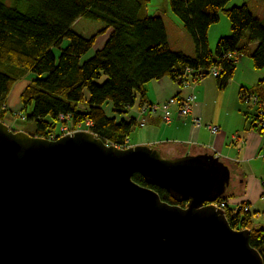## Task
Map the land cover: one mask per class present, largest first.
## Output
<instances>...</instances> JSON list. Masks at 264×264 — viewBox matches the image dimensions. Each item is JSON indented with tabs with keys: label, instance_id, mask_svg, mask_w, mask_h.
I'll return each instance as SVG.
<instances>
[{
	"label": "water",
	"instance_id": "water-1",
	"mask_svg": "<svg viewBox=\"0 0 264 264\" xmlns=\"http://www.w3.org/2000/svg\"><path fill=\"white\" fill-rule=\"evenodd\" d=\"M229 182L212 153L164 157L88 129L51 139L0 120V264H263L249 229L213 204Z\"/></svg>",
	"mask_w": 264,
	"mask_h": 264
},
{
	"label": "trees",
	"instance_id": "trees-1",
	"mask_svg": "<svg viewBox=\"0 0 264 264\" xmlns=\"http://www.w3.org/2000/svg\"><path fill=\"white\" fill-rule=\"evenodd\" d=\"M147 1L12 0L8 5L0 0V120L12 114L5 102L13 84L33 74L20 93L19 112L12 111L34 123L32 134L56 138L62 122L72 130L84 125L106 142L124 146L136 120L107 115L105 103L110 102L113 113L124 114L137 95L144 96L147 82L167 76L182 85L187 70L203 78L212 67L218 70L213 76L217 88L224 89L236 67L230 53L248 55L253 67L263 71L250 91L264 99V18L255 17L246 4L225 8L229 0H167L192 38L194 53L189 55L170 49L163 19L145 12ZM220 10L229 19L231 33L219 37L211 50L208 28L219 19ZM106 33L103 46L82 60L96 38ZM65 38L68 44L61 47ZM251 43H256L253 49ZM54 47L60 48L58 56ZM132 179L153 189L161 200L177 203L141 174L135 172ZM225 216L231 228L249 229V243L264 264V226H252L250 211L233 212L227 206Z\"/></svg>",
	"mask_w": 264,
	"mask_h": 264
},
{
	"label": "crops",
	"instance_id": "crops-1",
	"mask_svg": "<svg viewBox=\"0 0 264 264\" xmlns=\"http://www.w3.org/2000/svg\"><path fill=\"white\" fill-rule=\"evenodd\" d=\"M254 16L263 19L264 13L261 17ZM255 44L251 43L250 48L253 49ZM242 56L236 61L233 75L224 89L217 88L212 75L183 86L167 76L147 82L144 96L140 98L138 95L137 104L129 109L132 112L129 117H133L137 124L126 145L146 144L171 157L214 154L230 170V182L224 194L229 207L244 204L252 215L258 216L264 214V157L260 156L263 135L259 130L248 127L239 89L255 90L263 71L253 67L250 57L243 60ZM24 85L25 81L17 88ZM260 89L264 97V84ZM11 92L6 98V106L10 111H19L20 108L15 109V100L16 104L10 106ZM190 94H194L195 99L189 113L178 116V107L174 104L169 108L168 121L163 119L159 110H139L142 103L161 104L171 97L185 99ZM194 116L200 117L201 125L198 127L193 124ZM208 125L217 126V131L211 132ZM261 226L264 223L258 227Z\"/></svg>",
	"mask_w": 264,
	"mask_h": 264
},
{
	"label": "rangeland",
	"instance_id": "rangeland-1",
	"mask_svg": "<svg viewBox=\"0 0 264 264\" xmlns=\"http://www.w3.org/2000/svg\"><path fill=\"white\" fill-rule=\"evenodd\" d=\"M6 4L10 5L12 4V0H3ZM241 4H246L253 15H258L261 17L264 13V2L263 0H229L225 4V8H230L233 6H238ZM145 12L149 15L151 14H158L162 17L164 25H165V32L168 40V44L171 50L175 51H183L186 54L192 55L194 53V46L191 36L183 29L182 24L180 20L171 12L168 1L167 0H148L145 6ZM231 33L230 31V23L229 19L225 13L224 10L219 11V19L212 23L208 28V45L211 50H214L216 42L218 40V37L220 36H226L229 34H223V33ZM107 38V33L104 35H100L98 38H96V41L94 45L89 49V51L82 57V60L87 59L90 57L93 52L101 48ZM243 39L241 42H243ZM68 44V40L65 38L63 39L61 43V47H65ZM53 52L56 56L60 53V48L54 47ZM240 57V56H239ZM248 55H243V60L245 58H248ZM239 59V58H238ZM238 61V60H237ZM33 74L26 75L24 78L16 81L12 88H11V95H9V101L10 106L12 107V103H15L14 100L17 103V107L15 109L20 108V101L19 96L23 88L20 89V87L17 88L20 84H22L26 79H29L33 77ZM211 78V76H209ZM22 82V83H20ZM20 89V90H19ZM10 94V93H9ZM138 101V95L135 99L134 106L137 104ZM15 103V104H16ZM104 110L107 115L109 116H115L117 120H120L122 118L127 119L131 115V111L128 109V111L124 114H116L111 111V104L110 102H107L104 104ZM243 108H245L243 104ZM11 110V109H10ZM9 115L6 113L4 117V122L12 129L14 130H27L28 133L32 134L34 131V123L32 121H24L23 118L18 113H13ZM19 112V111H16ZM84 125L78 126L79 129H84ZM64 127L69 128L68 123H62L57 125V128L55 129V133H57L59 136L65 134ZM72 130V129H71ZM74 130V129H73ZM264 223V214H259L258 216L252 215V226L258 227L259 225Z\"/></svg>",
	"mask_w": 264,
	"mask_h": 264
},
{
	"label": "built area",
	"instance_id": "built-area-1",
	"mask_svg": "<svg viewBox=\"0 0 264 264\" xmlns=\"http://www.w3.org/2000/svg\"><path fill=\"white\" fill-rule=\"evenodd\" d=\"M229 57L234 58L235 61L238 60L239 55L237 54H228ZM190 72L189 70L186 71V73L183 76V85H189L190 83H194L196 81H199L202 79L201 77H194L188 74ZM218 74V70L215 67H212L209 69V75L216 76ZM195 99L194 94H190L188 97L185 99H177L176 97H171L168 100L164 101L161 104H145L142 103L140 105L139 110L141 112H156L157 110L161 111L163 113V119L165 121H168L170 119V114H169V108L172 105H176L177 108V114L178 116L180 115H186L189 113L190 108H191V102ZM239 99L241 102L244 104L245 108V114L247 118V125L248 127H252L253 129H257L261 132L263 135V140H262V147L260 151V156L264 157V99H262L260 96H258L256 93L251 92L250 90H242L239 91ZM61 118L67 119L68 116H61ZM88 124V122L86 123ZM193 124L194 126H200V117L194 116L193 117ZM208 129L211 132H216L217 131V126L214 125H208ZM64 133H72L75 130H78L79 127H77L74 130H71L69 128H65ZM127 145L120 146V147H126ZM216 207H219L226 211V208L228 205L227 201L225 199H218L213 203ZM249 211V208L247 205L244 204H238L234 208H232L233 212L236 211Z\"/></svg>",
	"mask_w": 264,
	"mask_h": 264
}]
</instances>
